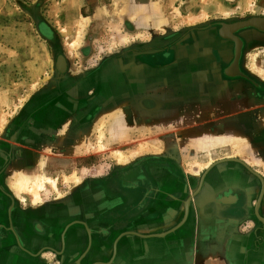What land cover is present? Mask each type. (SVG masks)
Returning <instances> with one entry per match:
<instances>
[{
    "label": "crops",
    "instance_id": "crops-1",
    "mask_svg": "<svg viewBox=\"0 0 264 264\" xmlns=\"http://www.w3.org/2000/svg\"><path fill=\"white\" fill-rule=\"evenodd\" d=\"M123 1L131 6V0ZM83 4L76 1L73 5ZM159 4L158 0H139L142 7ZM99 5L105 6L106 11L100 12L110 21V0ZM81 17L86 19L83 33L98 15ZM162 45L141 52L135 63L129 52L122 58L109 55L82 79L68 78L72 69L67 64L65 78L60 79L64 93L30 116L34 122L26 126L23 144L17 141L21 128H10L9 133H16L15 141L0 143L2 154L17 152L5 161L0 156V264H264V221L250 207L254 195L229 217L218 213L223 195L217 198L227 183L243 189L246 179L241 178H264V129L259 131L258 143L236 145L235 158L221 155L228 140L239 135L238 130H226L228 120L264 119V110L257 114L242 110L244 102L258 103L252 92L255 85L235 77L207 88L200 82L202 74L194 72L193 60L177 57V45L170 41ZM184 49L188 53V47ZM92 135L96 141L87 143ZM99 144L102 151L170 154L150 156L154 164L145 165V189H133L132 198L125 167L90 174L83 182L82 178L77 181V175L76 180L70 176L69 180L66 172L55 178L47 173L50 169L64 172L73 162L76 166L84 146L94 145L97 150ZM186 150L212 151L213 158L206 160L203 155L200 171L195 167L184 171L178 152ZM38 151L57 155L63 151L66 157L45 156L44 177L54 178L55 186L45 183L40 199L33 200L18 182L34 178L19 177L18 171L34 168ZM249 166L258 167L257 173L250 175L245 169ZM181 168L186 174H181ZM180 178H189L193 190V178L203 179L198 191L190 196L193 191L187 190L180 196L185 184ZM262 182L257 213L264 219ZM68 183L72 189L61 194ZM188 199L184 217L181 204ZM212 200L216 208L209 207ZM131 206L137 209L131 212ZM110 248L115 254L112 258Z\"/></svg>",
    "mask_w": 264,
    "mask_h": 264
},
{
    "label": "rangeland",
    "instance_id": "rangeland-1",
    "mask_svg": "<svg viewBox=\"0 0 264 264\" xmlns=\"http://www.w3.org/2000/svg\"><path fill=\"white\" fill-rule=\"evenodd\" d=\"M76 1L79 4L84 3L83 6H74ZM106 1L0 0V143L14 142L16 133L15 135L14 132L9 133V130L19 127L21 131L17 135V141L23 144L27 137L26 126L32 124L30 116L41 111L44 103L49 99L64 93L65 90L60 87V79L65 78V74L58 70L60 68L59 60L62 61V58L66 65L69 64L72 69L68 72V78L75 76V79H82L88 76L91 70L109 55L122 58L125 53L129 52L131 63H135L141 52L159 49L164 46L162 44L169 41L171 44H177L179 39L190 30L200 29L220 21H240L254 16H264V0H158L160 4L155 7L139 6V0H131V6L123 0H110V21L107 22V14L100 12L101 10L106 11V8L99 5ZM80 14L92 18L98 15V18L89 21L83 33H81L82 27L86 19ZM241 27L245 28L246 26L239 28ZM100 33H103L104 36ZM246 33L243 34L245 38L243 75L246 77L245 79L252 82V85H255L252 92L256 96L254 99H258V103L244 102L242 110H248L250 113L254 111L252 114H257V111L264 110V36L260 38L259 34L251 31L248 32L249 35ZM187 43V39L184 38L180 41V46H187ZM58 56L62 58L59 57L57 62ZM194 72L202 74L197 68L194 69ZM202 77L203 80L200 82H203L207 88H212L211 85L214 82L208 80L205 75ZM256 85H261V87L256 88ZM39 121L41 122V120ZM228 121L226 130L230 132L234 129L238 130L239 135L236 137L233 135L232 140H228V143L223 146L227 150H223L221 155L229 154L230 157L227 158H235L236 145L243 147L246 144H256L260 141L259 131L264 129V119ZM104 127V123L99 124V128L103 132ZM240 133L243 134L240 136ZM96 135L88 137L90 141L86 142H95ZM40 141H43V138ZM98 148L95 150L94 145L84 146V150L81 152L83 156L77 160L76 166L73 162L72 166H67L64 172L50 169V172L47 171V173L55 178L66 172L69 180L70 178L76 180L74 175H77V181L82 178L83 182L90 174L103 175L102 173H110V170H118L128 165L134 167L141 164L145 171V165L154 164V159L150 157L152 154H170L155 150L122 152L117 150L102 151L103 146L101 149ZM0 153L5 161L10 155H15L17 152L11 154L3 152L5 156L2 152ZM76 153L74 152L73 155ZM59 154L38 151L33 162L34 168L29 167V172L18 171L19 177L43 179L44 188L40 191L45 189V183L53 187L47 182V179L54 180V178L44 177L43 172L48 170H43L44 161L47 158L45 156H65L63 151ZM119 154L123 156L118 157ZM178 155L183 156L184 171L187 169L191 171L193 167L200 171L202 166L199 163H204L203 155L206 156V160L213 158L212 151L207 150L204 152L179 151ZM143 158L150 159L143 162ZM168 162L170 163V161ZM249 168L245 167L250 175H254L253 171L258 170V167L249 166ZM183 170L180 169L181 174H186ZM188 179H179L180 182L185 183L182 186L184 192H180V196L186 195L187 190L193 191L191 196L198 187L200 178H193L196 182L194 190L192 182L188 184ZM241 179H246L243 189L230 187V184L227 183L219 192L227 190L242 192L240 196L242 203H245L247 197L253 194L254 199L250 207L255 208L259 198L263 195L260 196L264 178ZM230 180L231 178H229ZM252 182L256 185H253ZM70 189H72V185L68 183L67 187L61 188V194L68 193ZM21 190L24 191V189ZM40 191L36 197H33L28 190L24 192L30 194L32 199L39 200ZM185 202L181 206L185 205ZM216 205L218 206L215 200H212L209 207L216 208ZM165 232H169V229ZM117 254H119L118 251ZM114 255L113 249L110 248V258Z\"/></svg>",
    "mask_w": 264,
    "mask_h": 264
},
{
    "label": "flooded vegetation",
    "instance_id": "flooded-vegetation-1",
    "mask_svg": "<svg viewBox=\"0 0 264 264\" xmlns=\"http://www.w3.org/2000/svg\"><path fill=\"white\" fill-rule=\"evenodd\" d=\"M215 23L216 25H213ZM215 23L208 24L200 29L190 30L191 32L189 31L188 34H184L179 40L182 41L185 38L188 43L187 46L184 47L180 46V41L176 44L177 57H182V59L185 57L193 60L196 64L194 65V68H197L202 73L201 76L205 75L208 80H212L213 82L235 77L243 78L240 76V74L243 75L244 69L242 62L245 38L243 34H245L246 31L247 35H249L248 32L250 31L254 33L256 32V34H259L260 38H262L264 36V16H254L240 21H220ZM240 26L246 27L239 28ZM186 47L189 49L188 53H186L187 51L184 49ZM59 57L62 58L61 56H58L57 62ZM179 61L182 62L180 59ZM61 64L62 61H60L59 65ZM56 68H59L57 64ZM65 68L66 63L64 62V67L59 68L58 70L63 74ZM260 87L261 85L257 88ZM89 114L90 113L86 116ZM33 122L34 121H32L31 125H33ZM125 172H127L126 176L129 175V178H131L129 179L130 186L127 188L132 192V198V195L134 194L133 189H145L147 184L145 178H148V176L144 173V170L140 165L134 167L127 166L125 167ZM107 178L111 177L109 176ZM146 189L150 190V187L148 186ZM241 193L242 192L239 193L227 190L218 195L217 198L223 195L221 199L224 201H230L235 196V200L232 204H221L222 206H220L222 208L219 209V211L217 210L218 213L228 217L231 213H235L233 211L238 213L242 209L240 207L242 204V198L240 197ZM136 209V207L131 206L129 210L133 212Z\"/></svg>",
    "mask_w": 264,
    "mask_h": 264
},
{
    "label": "bare ground",
    "instance_id": "bare-ground-1",
    "mask_svg": "<svg viewBox=\"0 0 264 264\" xmlns=\"http://www.w3.org/2000/svg\"><path fill=\"white\" fill-rule=\"evenodd\" d=\"M83 20V19H82ZM84 21V20H83ZM84 23V22H83ZM80 28V27H79ZM83 28V27H82ZM81 28V29H82ZM79 33V32H78ZM78 33H77V35H78ZM82 33V32H81ZM62 60V64L61 65H59V67L60 68H63L64 67V61H63V59H61ZM59 63H60V60H59ZM100 139V138H99ZM99 148L101 149L102 148V144H100L99 145ZM98 148V149H99ZM121 156H123L122 154H119L118 155V157H121ZM123 158V157H122ZM202 169V168H201ZM42 178H44V177H42ZM21 179V182L19 183L18 182V186L21 188V189H24V191L25 190H28V192L33 196V197H36V196H38L39 194V191L41 190V189H43L44 188V180L43 179H35V180H33V181H28L27 179H22V178H20ZM47 182H49L53 187L55 186V182H54V180H50V179H47Z\"/></svg>",
    "mask_w": 264,
    "mask_h": 264
},
{
    "label": "water",
    "instance_id": "water-1",
    "mask_svg": "<svg viewBox=\"0 0 264 264\" xmlns=\"http://www.w3.org/2000/svg\"><path fill=\"white\" fill-rule=\"evenodd\" d=\"M240 76L241 77H243V78H246L244 75H242V74H240ZM232 160H236V159H232ZM202 179L203 178H200V180H199V183H198V187H197V189H196V191H198V189L200 188V186H201V184H202ZM262 180V179H261ZM262 193H263V182H262V190H261V193H260V196L262 195ZM234 200H235V196H234V198L232 199V200H230V201H224V200H222L221 198H219V202L220 203H222V204H232L233 202H234ZM188 201H189V199L188 200H186V202H185V214H184V217H185V215H186V213H187V205H188ZM258 203H259V200H258V202H257V206H258ZM257 206L254 208V211H255V214H256V216L261 220V221H264V219H262V218H260V216L258 215V213H257ZM172 230H174V228L173 229H171V230H169V232H171ZM166 233H168V232H164V233H161V234H155V236H164Z\"/></svg>",
    "mask_w": 264,
    "mask_h": 264
}]
</instances>
